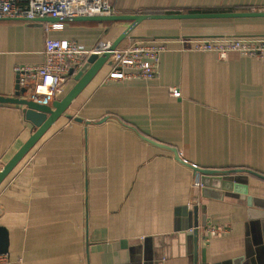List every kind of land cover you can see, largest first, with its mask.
<instances>
[{
	"label": "crops",
	"instance_id": "1",
	"mask_svg": "<svg viewBox=\"0 0 264 264\" xmlns=\"http://www.w3.org/2000/svg\"><path fill=\"white\" fill-rule=\"evenodd\" d=\"M113 7L117 16L264 13V0ZM49 23L0 22V97H17L16 67L43 63L48 38L92 50L130 25L64 22L46 32ZM158 37L170 39L160 40L168 49L156 79H109L105 64L0 186L8 264H202L203 250L207 264H264V217L248 205L264 204V62L195 52L191 43L264 38V17L145 21L118 48ZM73 86L71 79L67 91ZM34 132L24 107L0 104V172ZM165 147L190 165L229 173L223 199L203 198L197 173ZM219 227L229 232L211 237Z\"/></svg>",
	"mask_w": 264,
	"mask_h": 264
},
{
	"label": "built area",
	"instance_id": "2",
	"mask_svg": "<svg viewBox=\"0 0 264 264\" xmlns=\"http://www.w3.org/2000/svg\"><path fill=\"white\" fill-rule=\"evenodd\" d=\"M115 15L111 0H0V22L55 20L46 25V32L63 30L64 23L57 21L60 19ZM191 43L195 52L213 53L219 58L235 53L242 57H258L264 62V38L197 39ZM112 46L113 43L107 41L87 50L72 41L48 38L43 63L16 67L19 86L27 90L30 100L41 104L54 101L66 93L72 79L71 70L77 72L91 55L104 54H110L109 79L154 80L159 75L160 56L168 49L167 42L160 40L140 42L123 49L112 50ZM173 95L180 97L176 90ZM194 186H202L198 174ZM227 232L223 227L208 230L211 237ZM8 262L9 256L0 254V264Z\"/></svg>",
	"mask_w": 264,
	"mask_h": 264
},
{
	"label": "water",
	"instance_id": "3",
	"mask_svg": "<svg viewBox=\"0 0 264 264\" xmlns=\"http://www.w3.org/2000/svg\"><path fill=\"white\" fill-rule=\"evenodd\" d=\"M264 17V13H224V14H180V15H126V16H101V17H84V18H66L57 21L60 22H128L130 25L124 33L113 43L112 50L118 48L121 42L126 39L140 24L145 21H159V20H204V19H236V18H256ZM43 21H55L50 19H42ZM158 40H167L170 37H158ZM110 54L104 55H91L84 65L75 72L70 71V76L73 79L74 86L67 91L63 96H59L53 102L52 106L37 103L30 100L27 96V90L21 89L19 80L17 85L16 98L0 97V104L19 105L24 107V116L29 122L35 132L29 140L18 150V152L10 159L5 167L0 172V186L7 179V177L14 171L19 163L27 156V154L34 148V146L42 139L45 133L57 122V120L66 113L72 102L80 95L86 86L92 81L97 73L102 69L105 64H111ZM18 79V76H17ZM27 96V97H26ZM22 97V98H20ZM80 121V120H79ZM173 150L176 158L181 163L187 165L192 170L200 175L202 184V196L206 199L222 200L224 196L225 184L231 183L230 177L226 172L207 170L195 167L183 161L179 153L172 148L165 147ZM229 183V184H230ZM235 189L238 190L242 196L247 194V186L236 185ZM249 206L256 208L264 217V204H256L255 201L250 202ZM203 227H206L205 220L203 219ZM194 236L195 246V261L199 260V230L196 228L190 233ZM9 250L8 231L6 228L0 226V254H7ZM205 250L202 252V264H207L205 260Z\"/></svg>",
	"mask_w": 264,
	"mask_h": 264
},
{
	"label": "trees",
	"instance_id": "4",
	"mask_svg": "<svg viewBox=\"0 0 264 264\" xmlns=\"http://www.w3.org/2000/svg\"><path fill=\"white\" fill-rule=\"evenodd\" d=\"M146 15H158V14H176V13H166V12H164V13H161V12H146L145 13ZM184 14H202V12L201 11H194V12H190V13H184ZM189 38V37H188Z\"/></svg>",
	"mask_w": 264,
	"mask_h": 264
},
{
	"label": "rangeland",
	"instance_id": "5",
	"mask_svg": "<svg viewBox=\"0 0 264 264\" xmlns=\"http://www.w3.org/2000/svg\"><path fill=\"white\" fill-rule=\"evenodd\" d=\"M112 4H113V0H111Z\"/></svg>",
	"mask_w": 264,
	"mask_h": 264
}]
</instances>
